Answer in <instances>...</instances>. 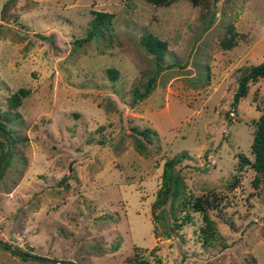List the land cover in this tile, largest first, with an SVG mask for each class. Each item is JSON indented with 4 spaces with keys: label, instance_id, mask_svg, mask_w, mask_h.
<instances>
[{
    "label": "rangeland",
    "instance_id": "374dc122",
    "mask_svg": "<svg viewBox=\"0 0 264 264\" xmlns=\"http://www.w3.org/2000/svg\"><path fill=\"white\" fill-rule=\"evenodd\" d=\"M259 62L264 0H0V264H264Z\"/></svg>",
    "mask_w": 264,
    "mask_h": 264
},
{
    "label": "trees",
    "instance_id": "16d2710c",
    "mask_svg": "<svg viewBox=\"0 0 264 264\" xmlns=\"http://www.w3.org/2000/svg\"><path fill=\"white\" fill-rule=\"evenodd\" d=\"M103 17L101 13L98 12L94 19L91 21V27L87 31L86 35L79 39L80 42L89 39L94 33H99L101 31L100 24L102 25ZM140 40L144 45L145 49L151 52H155L156 60L158 61L162 57L163 50L165 48V42L153 37L149 33H145L140 36ZM264 76V62H259L255 64H251L245 72H243L237 80L236 89L232 94L231 104L233 105L237 99L243 96L246 92L247 82L250 79H255L256 77ZM154 81L153 77H150L146 83V89L142 93L145 94L149 88L152 86ZM140 97V95L138 96ZM19 99L17 96L10 97L8 100V104L10 106H15L18 103ZM143 132V131H142ZM0 135L5 140V147L0 152V162L4 155L7 153L8 148L10 146L9 140L11 141V146L15 143V138L12 134L10 128H8L4 121L0 118ZM250 148L253 153L252 166L254 170L264 179V103L260 108V113L255 122V127L252 134V139L250 143ZM12 151L9 150L8 156L5 160L2 172L0 173V177L3 174L4 169L9 163ZM180 177L177 171L173 169V163L171 160H166L162 169V177L161 184L156 192V198L153 203L155 205L164 203L171 197V200L174 199V195L177 194L179 190ZM194 207L199 206V204L193 205ZM0 247L4 249H9L11 252L15 253L16 249L9 248V244L0 239ZM19 253L22 258H25L26 255H30V253ZM31 256H35L31 254ZM56 264H72L70 261H59L57 260ZM137 264H145L143 259H139Z\"/></svg>",
    "mask_w": 264,
    "mask_h": 264
},
{
    "label": "water",
    "instance_id": "95a60500",
    "mask_svg": "<svg viewBox=\"0 0 264 264\" xmlns=\"http://www.w3.org/2000/svg\"><path fill=\"white\" fill-rule=\"evenodd\" d=\"M8 140H9V144L11 146V141H10V139H8ZM10 146L8 148L7 153L4 155V157L2 158V160L0 162V173L2 172V169H3V166H4L5 160H6L7 156H8V152L10 150ZM35 257H37V256H35ZM37 258H43V257L38 256ZM72 264H75V263H72Z\"/></svg>",
    "mask_w": 264,
    "mask_h": 264
}]
</instances>
